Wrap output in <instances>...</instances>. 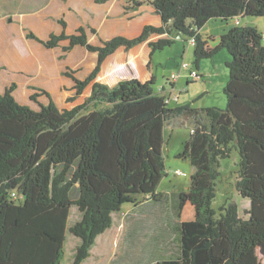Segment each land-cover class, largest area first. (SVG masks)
Returning a JSON list of instances; mask_svg holds the SVG:
<instances>
[{"label": "trees", "instance_id": "obj_1", "mask_svg": "<svg viewBox=\"0 0 264 264\" xmlns=\"http://www.w3.org/2000/svg\"><path fill=\"white\" fill-rule=\"evenodd\" d=\"M78 5L80 24L53 10L48 18L60 32L46 39L31 30L27 35L49 50L62 48L57 63L62 90H42L49 103L40 110L17 101L15 83L0 91V264H63L73 207L82 214L70 228L81 240L74 264H83L113 227L114 214L127 205L137 213L174 209L169 222L178 248L165 256L149 253L156 264H263L264 32L242 26L240 18H264V0H80ZM105 5L111 6L102 25H93L95 10ZM231 19L234 27L210 47L201 30L211 21ZM176 35L190 38L198 71L203 60L229 51L226 109L173 107L179 97L174 99L172 79L155 91L154 53L172 46ZM188 68L190 80L201 77ZM64 92L74 103L70 108L57 102ZM182 127L191 136L178 157L190 159L195 172L188 191L171 196L160 190L167 175L165 130ZM234 151L240 155L235 190L249 200L243 214L229 200L219 212L212 207L222 161ZM188 203L194 218L182 220Z\"/></svg>", "mask_w": 264, "mask_h": 264}, {"label": "rangeland", "instance_id": "obj_2", "mask_svg": "<svg viewBox=\"0 0 264 264\" xmlns=\"http://www.w3.org/2000/svg\"><path fill=\"white\" fill-rule=\"evenodd\" d=\"M87 1V0H86ZM48 2L52 5L51 14L67 12V19L77 24L82 22L80 0H0V91L4 93L12 84H17L18 88L13 93L20 104L27 105L32 109L40 110L41 104L49 103V100L42 90L50 93L62 90L61 71L57 63L62 55V48L47 49L44 52L37 51V48L26 44L25 35L28 31H34L37 35L46 39L48 35L57 31L60 32L57 21L53 18H46L39 22L32 20L36 15H26L32 10L45 6ZM111 5L95 10L92 17V24L102 25L107 10ZM25 16L26 21L22 23L21 17ZM30 20V21H29ZM235 19L227 21L214 20L204 28L209 34L216 38L222 36L235 25ZM242 26H252L264 32V18L245 17L240 18ZM28 38V37H27ZM32 40V39H29ZM190 38L176 35L175 43L162 51H157L153 56L154 72L157 77L154 85L155 91L160 87H167L173 75L180 73V78L176 82L177 88L173 91L174 96H178V102H173V107L193 105L196 108H227V97L225 88L230 78L227 64L232 60L229 51L221 49L213 58L205 59L201 62L198 71L195 65V47L189 44ZM39 46L40 43L34 41ZM41 45V44H40ZM37 60L33 61V57ZM25 64H19L26 60ZM126 60L133 63V60ZM126 62L125 65H128ZM183 64H188L192 69L197 70L201 75L199 79L190 80V70L182 68ZM191 81V84H188ZM65 93V92H64ZM39 95L37 102L32 100V96ZM82 100V99H81ZM60 107L70 108L74 103L66 100V93L57 99ZM81 101H77L78 104ZM166 146L165 158L167 175L163 179L160 190L171 196L176 193L188 191L191 185V176L195 168L190 159L179 158L185 143L190 139L191 130L189 128H177L165 130ZM240 155L234 151L232 157L222 161V174L217 197L213 201L212 207L219 212L225 202H236L240 207L241 214L244 213L245 202L248 199L240 197L234 184L237 180ZM73 199L77 198V190L74 191ZM191 205V204H190ZM171 207H159L154 211L137 213L131 205L114 214L113 227L101 235L95 246L90 251V257L83 264H156L153 257L148 254L168 255L178 248L177 235L174 231L173 222H169ZM194 211V210H193ZM184 208L183 219L191 220L194 212ZM82 219V214L77 207L71 210L66 246L65 259L63 264H74L77 248L81 245V240L70 232V228ZM133 233L130 243H127L129 234ZM264 264V255L261 257Z\"/></svg>", "mask_w": 264, "mask_h": 264}, {"label": "crops", "instance_id": "obj_3", "mask_svg": "<svg viewBox=\"0 0 264 264\" xmlns=\"http://www.w3.org/2000/svg\"><path fill=\"white\" fill-rule=\"evenodd\" d=\"M50 7H52V5L50 4V2H48L45 6H42L41 8H38V9H34V10H32L33 12H31V13H26V15H36V16H34L33 18H32V20H38V18H39V22H42L43 23V21H45V19L47 18V17H49V15H51V14H49V15H47V12L49 11H51V8ZM80 16H82V15H80ZM19 17H21V19H20V21H22V23H24L25 21H26V19H25V16H23V15H21V16H19ZM30 21V20H29ZM0 28H2V25L0 24ZM201 33L203 34V35H206V36H208L209 37V44H210V47H216V46H218L219 45V43H220V40H221V36L220 37H218V38H216L215 36H213L212 34H209V32L208 31H206V29L205 28H203L202 30H201ZM223 34V33H222ZM25 41H26V44H28V45H31V46H34V47H36L37 48V51H41V52H44V50H46V49H44V47L42 46V45H40L39 44V46L38 45H36V43L34 42V40H29L28 38H27V34L25 35ZM46 51H48V50H46ZM34 56H35V54H33L31 57H33V61L34 60H36L35 58H34ZM27 61V59L26 60H23L20 64H19V66H22L23 64H25V62ZM37 61V60H36ZM177 88V84H175V89ZM186 208H188V210H190V212H191V210L193 211L194 209H193V207L188 203L186 206H185ZM194 212V211H193Z\"/></svg>", "mask_w": 264, "mask_h": 264}, {"label": "built area", "instance_id": "obj_4", "mask_svg": "<svg viewBox=\"0 0 264 264\" xmlns=\"http://www.w3.org/2000/svg\"><path fill=\"white\" fill-rule=\"evenodd\" d=\"M191 44H192L193 46L196 45V40H195L194 38L191 40ZM183 68H184V69H189L187 64H183ZM192 76H193V77H197V73H196V72H193V73H192ZM179 78H180V75H179V74H177V75H173V76H172V82H175V81L178 80ZM174 99H175V100H178V98L175 97V96H174Z\"/></svg>", "mask_w": 264, "mask_h": 264}, {"label": "clouds", "instance_id": "obj_5", "mask_svg": "<svg viewBox=\"0 0 264 264\" xmlns=\"http://www.w3.org/2000/svg\"><path fill=\"white\" fill-rule=\"evenodd\" d=\"M172 79V78H171ZM179 80V79H178ZM178 80H176L175 82H177ZM175 82H173V83H175Z\"/></svg>", "mask_w": 264, "mask_h": 264}]
</instances>
